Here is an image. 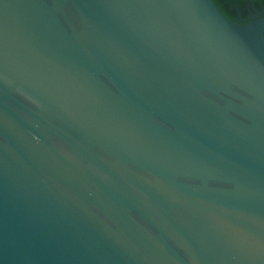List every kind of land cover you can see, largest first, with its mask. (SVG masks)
Listing matches in <instances>:
<instances>
[{
	"label": "water",
	"instance_id": "95a60500",
	"mask_svg": "<svg viewBox=\"0 0 264 264\" xmlns=\"http://www.w3.org/2000/svg\"><path fill=\"white\" fill-rule=\"evenodd\" d=\"M0 264H264V7L0 0Z\"/></svg>",
	"mask_w": 264,
	"mask_h": 264
},
{
	"label": "flooded vegetation",
	"instance_id": "af4514ba",
	"mask_svg": "<svg viewBox=\"0 0 264 264\" xmlns=\"http://www.w3.org/2000/svg\"><path fill=\"white\" fill-rule=\"evenodd\" d=\"M232 18L244 21L264 7V0H216Z\"/></svg>",
	"mask_w": 264,
	"mask_h": 264
},
{
	"label": "trees",
	"instance_id": "16d2710c",
	"mask_svg": "<svg viewBox=\"0 0 264 264\" xmlns=\"http://www.w3.org/2000/svg\"><path fill=\"white\" fill-rule=\"evenodd\" d=\"M216 1V0H215ZM217 2V1H216ZM224 10V9H223Z\"/></svg>",
	"mask_w": 264,
	"mask_h": 264
}]
</instances>
